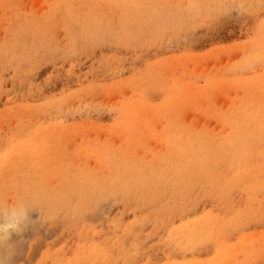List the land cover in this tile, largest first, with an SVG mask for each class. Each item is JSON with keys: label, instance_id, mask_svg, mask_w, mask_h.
Here are the masks:
<instances>
[{"label": "rangeland", "instance_id": "1", "mask_svg": "<svg viewBox=\"0 0 264 264\" xmlns=\"http://www.w3.org/2000/svg\"><path fill=\"white\" fill-rule=\"evenodd\" d=\"M234 124L264 125V0H0L12 264H264V155L223 151Z\"/></svg>", "mask_w": 264, "mask_h": 264}, {"label": "bare ground", "instance_id": "2", "mask_svg": "<svg viewBox=\"0 0 264 264\" xmlns=\"http://www.w3.org/2000/svg\"><path fill=\"white\" fill-rule=\"evenodd\" d=\"M259 52H260V50H258ZM248 52V51H247ZM258 58V57H257ZM260 58V57H259ZM255 59V58H254ZM239 61V60H238ZM244 66V65H243ZM230 125H228V127H229ZM227 127V129L225 130V128L226 127H223V128H221L222 130H224V131H226L224 134V137L226 138H228V139H225V138H223V139H225V144H223V142H222V147L221 146H219L218 148H222L223 149V147H224V150L223 151H225V149H226V151L228 150L229 151V153H235V154H238L239 155V159H240V157H243V156H245V157H247V156H250V157H253V158H255V161H257L256 160V157H258V156H260V155H264V125H258V124H253V125H251V124H237V125H235L234 124V126H232L231 125V130L228 132V130H229V128ZM223 131V132H224ZM220 133L222 132V131H219ZM219 132H217V133H219ZM222 132V133H223ZM207 133V132H206ZM209 133V132H208ZM208 133L206 134L207 135V138H209L208 137ZM222 133L221 134H219V135H222ZM202 134H205V133H202ZM201 134V135H202ZM215 134V133H214ZM212 135V134H211ZM217 135V134H216ZM204 137V136H203ZM219 137H221V136H219ZM223 137V136H222ZM222 137H221V139H222ZM229 137L231 138V139H229ZM197 138V137H196ZM199 138H200V136H199ZM217 138V137H216ZM195 139V138H194ZM206 139V138H205ZM220 139V140H221ZM198 139H196V141H197ZM201 140H203V139H201ZM209 140H211V138L209 139ZM213 140H214V138H213ZM219 140V142L221 143V141ZM196 141H194V143L196 142ZM198 141H200V140H198ZM196 142L195 144L197 145V148L195 149V150H197V153L199 154V159L200 160H202V158H204V156H203V153H204V151H202L203 149L201 148L202 146H200V142ZM217 141V140H216ZM224 141V140H223ZM252 141V142H251ZM201 142H203V141H201ZM205 142V141H204ZM209 142V141H208ZM197 143H199V144H197ZM213 144V142H210L208 145H207V151H208V146H210V144ZM215 143V142H214ZM219 143V144H220ZM252 143H254L253 145H252ZM255 143H257V146H258V144H261V145H263V146H261V149L260 150H258L259 152H261V153H259V154H257L256 152H254V150H255ZM194 144V145H195ZM212 144H211V146H210V148H211V150L209 149V151H212ZM217 144V143H216ZM219 144H217V145H219ZM193 145V144H192ZM206 145V144H205ZM205 145H203V147L205 148ZM217 145H213V147L214 146H217ZM226 145V146H225ZM250 146V147H249ZM251 146H254V147H251ZM256 146V147H257ZM195 148V147H194ZM215 148V147H214ZM220 148V149H221ZM258 148V147H257ZM221 149V150H222ZM213 150H218L219 151V155H220V150L219 149H213ZM217 151V152H218ZM195 151H193V153H194ZM209 153H212V152H209ZM215 153V152H214ZM222 153V152H221ZM196 153H194V155H195ZM198 154H196V158L198 159ZM215 154H217V153H215ZM193 155V154H192ZM210 155V154H209ZM223 155H227L226 154V152H225V154H223ZM229 155V154H228ZM218 156V155H217ZM205 157H206V154H205ZM211 157H212V155H211ZM224 156H222V158H223ZM192 158H193V156H192ZM177 159H179V161H177L179 164H178V166H180L181 167V163H182V161H181V158H180V154L178 155V157H177ZM194 159V161L193 162H195V157L193 158ZM192 159V160H193ZM197 160V161H199L200 162V160ZM210 159H212V158H210ZM249 159V158H248ZM262 159V158H261ZM207 161V160H206ZM205 161V163H207ZM211 161V160H210ZM254 161V160H253ZM252 161V162H253ZM262 161H264V160H262ZM233 162V161H232ZM195 163H197V162H195ZM209 163V162H208ZM211 163V162H210ZM240 163V162H239ZM212 164H213V161H212ZM212 164H210V167H212ZM249 164H251V163H249ZM262 164H264V163H262ZM192 166L194 165L193 163L191 164ZM196 165V164H195ZM194 165V166H195ZM198 165V164H197ZM206 165V164H205ZM208 165V164H207ZM192 166H191V168H192ZM204 166V165H203ZM209 166V165H208ZM239 166H240V164H239ZM247 166V165H246ZM197 167V166H196ZM201 167V169L203 168L202 166H200ZM235 167V166H234ZM188 168V167H187ZM190 168V169H191ZM195 168V167H194ZM198 168V167H197ZM204 168H205V166H204ZM203 168V169H204ZM209 168V167H208ZM214 168V167H213ZM212 168V169H213ZM264 169V168H263ZM198 170H199V168H198ZM206 170V169H205ZM210 170V169H209ZM188 171V170H187ZM201 171V170H200ZM247 171V170H246ZM248 171H249V169H248ZM192 172L193 173H195L193 170H192ZM197 172V171H196ZM212 172V171H211ZM243 172H244V170H243ZM261 172V171H260ZM201 173V172H200ZM261 173H263V172H261ZM189 174H191V173H189ZM208 174H210V172H208L207 173V176H209ZM212 174V173H211ZM191 176V175H190ZM199 176V175H198ZM212 176H214V175H212ZM212 178V177H211ZM210 178V179H211ZM197 179V178H196ZM209 180V179H208ZM253 179H251L250 181H252ZM201 182V181H200ZM211 182V181H210ZM254 184V183H253Z\"/></svg>", "mask_w": 264, "mask_h": 264}, {"label": "clouds", "instance_id": "3", "mask_svg": "<svg viewBox=\"0 0 264 264\" xmlns=\"http://www.w3.org/2000/svg\"><path fill=\"white\" fill-rule=\"evenodd\" d=\"M30 221L23 204L0 206V264H12L14 237L23 234Z\"/></svg>", "mask_w": 264, "mask_h": 264}]
</instances>
